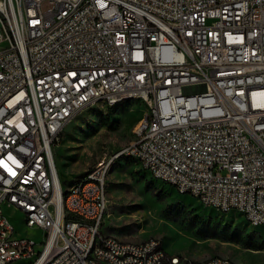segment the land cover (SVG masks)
Masks as SVG:
<instances>
[{"label":"built area","instance_id":"2783aa9c","mask_svg":"<svg viewBox=\"0 0 264 264\" xmlns=\"http://www.w3.org/2000/svg\"><path fill=\"white\" fill-rule=\"evenodd\" d=\"M126 93L150 100L153 134L93 166L63 213L56 141L85 106ZM121 151L204 206L264 225V0H0V264H96L93 239L115 248L99 252L107 264H200L158 252L157 237L122 245L101 232L102 183ZM4 205L33 214L41 251Z\"/></svg>","mask_w":264,"mask_h":264},{"label":"rangeland","instance_id":"374dc122","mask_svg":"<svg viewBox=\"0 0 264 264\" xmlns=\"http://www.w3.org/2000/svg\"><path fill=\"white\" fill-rule=\"evenodd\" d=\"M148 112L149 105L138 99L113 108L96 104L80 112L55 143L64 192L98 162L133 142L136 128ZM107 193L109 203L101 227L105 235L133 243L157 237L169 254L193 260L224 256L238 264H264V226L254 227L238 211L221 212L204 206L197 198L159 181L135 159H117L108 175ZM3 210L15 235L33 239L36 251H41L45 231L28 226L21 209L4 205ZM207 228L218 234L237 232L241 242L208 235L211 232ZM32 261L23 259L13 264Z\"/></svg>","mask_w":264,"mask_h":264},{"label":"bare ground","instance_id":"6f19581e","mask_svg":"<svg viewBox=\"0 0 264 264\" xmlns=\"http://www.w3.org/2000/svg\"><path fill=\"white\" fill-rule=\"evenodd\" d=\"M13 10H21V3H13ZM137 99L142 100L149 105V112L144 116V118L140 121L138 127L136 128V139L133 142H131L128 146L123 148L122 150H130L133 148V146L142 147L143 129H144V136H151L153 134V131H154L153 106L150 100L146 96L139 95L137 93L121 94L119 97L113 100L112 104H106L107 106L112 107L124 101L137 100ZM93 105H96V104L85 106L84 110ZM123 156L131 157L135 159L136 161L140 163V165H142L143 168L150 171L151 174L155 178H157L159 181L163 182L164 184H169V182H167L165 174L156 173L154 170L150 169L149 167L143 166L141 157L138 154H135L134 152H131V151H121V155H116L115 158L112 159V162L108 164V175L110 173V170L113 164L117 161V159ZM55 161H56V157H55ZM106 162H107V159H104L98 162L96 165H103ZM58 172H59V169H58ZM59 177H60V181H62L63 179L60 176V172H59ZM51 180H58V173H51ZM91 182H93V174L90 172H87V174L79 182H76L75 184H73L70 188L66 189L65 192L63 190L58 196L59 209L63 210V213H71V206H68V198L70 196V193H73L75 191V188L85 187L87 184ZM172 187L174 186L172 185ZM102 190L107 191V181H103ZM5 200H12V193H5ZM25 217H26L25 221L27 225H33V214H26ZM253 226L258 227V226H264V225H253ZM38 228H41V227H38ZM65 234H66V227H59L58 235H65ZM120 243L122 245L133 244V242H126L123 240H120ZM165 251L166 250L164 249L163 243L160 241L158 243V252H165ZM89 252L91 253L92 256H96V264H107V257L99 256V252H101L102 254H106V255H115V248H109L107 244H101V239H93V242L89 244ZM187 259H190V258H187ZM216 260H217V257L203 259V260H200V264L214 263ZM225 260H229V259L225 258ZM56 263H57V256H50L49 264H56ZM231 263L238 264L233 261H231Z\"/></svg>","mask_w":264,"mask_h":264},{"label":"trees","instance_id":"16d2710c","mask_svg":"<svg viewBox=\"0 0 264 264\" xmlns=\"http://www.w3.org/2000/svg\"><path fill=\"white\" fill-rule=\"evenodd\" d=\"M127 102H130V100L129 101H124V102H121V103H127ZM121 103H119V104H117V105H115V106H112V107H110V108H113V107H116V106H119ZM123 157H125V159L127 158V159H133V158H131V157H127V156H123ZM154 180V179H153ZM62 182V181H61ZM62 186H63V184H62ZM148 186L150 187V188H153L154 189V184L151 182V181H148ZM152 189V190H153ZM211 228H207V230H209L211 233H208V235H212V236H220V237H223V238H225V239H229V240H233V241H235V242H241V238H240V234L239 233H237V232H230V231H224L223 233H221V234H218V233H216L215 231H213V230H210Z\"/></svg>","mask_w":264,"mask_h":264}]
</instances>
